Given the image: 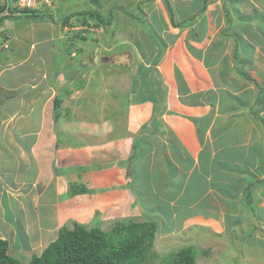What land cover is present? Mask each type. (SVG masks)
Wrapping results in <instances>:
<instances>
[{
	"label": "crops",
	"instance_id": "obj_1",
	"mask_svg": "<svg viewBox=\"0 0 264 264\" xmlns=\"http://www.w3.org/2000/svg\"><path fill=\"white\" fill-rule=\"evenodd\" d=\"M52 2L49 9L39 14H51L47 21L39 19L26 22L24 20L29 19L22 16V13L5 17L0 21V164H2L0 165V195L4 191L2 178L6 179L4 176L6 174L9 180H13V187H19L24 183L30 186L29 189L34 187L36 191L37 184L39 187L41 184L39 167L43 165L47 167L46 164L50 163L53 170V165L57 162L55 156L59 155V150L56 153V147L61 148L63 141L59 139L58 142L61 144L59 145L53 142V134L39 137V132L41 134H45V131L49 132L47 125L52 132L54 123L57 122L59 125L60 122V118L53 119V114L56 116L57 110L65 109L64 106L68 103L67 98L75 96L74 91H78L77 95L83 91L82 88L76 89L77 86L80 87V79L70 80L66 72L70 64L75 65L83 61L82 65H84L88 62L91 53V61L94 64L97 61L96 68L102 64L108 69L125 68L130 72L137 65L146 69L153 68L147 71L144 81L132 76L128 79L130 81L123 78L124 89L127 88L124 92L120 91L126 99L124 113L126 114L127 110L129 120L135 116L137 119L139 116V122H148L150 116H154L151 123H155V127L159 126L155 130L163 133L164 130L172 129L174 139L184 141L181 145L184 149L192 146L193 153H200L199 157L204 158L205 162L207 159L206 170L209 174L224 178L230 171L233 173V170H238L239 175L243 176V173L253 170L255 166L262 165L264 162V157L261 155L264 145L263 126L252 119L249 111V118L245 121L235 118L234 120H237L235 125L234 120L225 122V118L230 113L226 110L232 109V101L227 102L228 99L234 98V103L237 96L248 99L246 93L249 91L245 92V87L241 85L242 81L248 82L241 80L237 76L238 72L234 70L237 63L234 60L235 56L244 66V70L246 67L248 72L259 79V83L264 82V0H208L203 13L200 14L203 0H52ZM223 3L228 15L223 9ZM91 11L99 13L100 17L103 13L104 15L109 13L105 19L107 20L105 30L108 29L109 34L97 37L93 27L83 26L82 23L90 21H87L90 16H83L82 13L87 14ZM68 16H71L67 21L70 25L69 31L79 30L75 36L73 48L69 46V38L64 39L62 36L63 31L59 37L56 36L59 32L56 29L59 27L62 29L66 25L62 23V20ZM59 19L61 21L57 22ZM185 19L193 20L186 23ZM15 20H19V23L11 26L10 24ZM92 22H94L93 19ZM82 29L86 30H84L85 33H90L85 42L78 37ZM69 31L67 35L72 36L74 33ZM56 41L59 42L58 45L54 43ZM69 47L75 51H70L71 54L67 57L66 51L70 50ZM121 54L129 56L130 66L124 67L110 62L115 56ZM94 56L97 57L95 61ZM65 62L69 64L65 65ZM208 69L210 71L215 69L213 71L219 81L215 84L216 86L214 85L215 87L213 86L214 78L209 76ZM237 69L240 71L238 67ZM149 72H155L154 79H149ZM67 79L71 82L64 87ZM109 80H115V78L109 77ZM133 83L141 84V89H139L140 86H133ZM99 84L96 83V85ZM142 86L145 89H142ZM257 86H255L256 89H258ZM258 90L261 88L259 87ZM46 92L52 93L54 98L49 105L45 103L46 97H42ZM67 93L73 94L68 96ZM256 97L257 104L252 110L264 119V97L260 95V92ZM102 102L104 104V101ZM101 103L97 104L102 106ZM116 105L117 103H114L112 107ZM243 107H241L242 115ZM103 109L107 112L109 110L106 107ZM67 112L68 110H65L60 115L62 119ZM75 112L79 113L77 109ZM232 113L236 115L237 111L234 110ZM122 114L123 109H113L115 118L122 117ZM28 127L30 128L28 131L34 133L36 139L40 138L41 141L45 137L42 141L44 148L47 149L46 152L50 151L47 147L48 145L51 147L52 144L53 150L44 159V164L40 162L42 159L39 161L35 159V154L31 153V150L30 154H34L33 160L31 155V158L26 156L28 161H25L22 159L23 155L14 150H9L8 159H1L4 149L6 151L7 148L33 147L31 143L17 145L14 139L9 138V136L17 137ZM195 132L201 133L199 138L196 141L193 139L187 141V138H191L190 136H195ZM38 141L39 139L35 140V142ZM190 141L194 144L189 145ZM214 147H219V152L216 153L218 155L215 154L217 151L213 149ZM143 148L145 146L141 143V150L144 151ZM145 155H148V152ZM23 165L26 170L23 169ZM81 173V175L84 174V172ZM253 174L252 176L257 178L258 174L255 172ZM52 179L53 175L49 180ZM49 185L51 187L47 185L43 189L45 193L51 195V198L42 199L40 210H38L40 217L44 219L37 218L42 222L49 216L50 223L47 225L49 229L44 234L37 232L41 235L37 240L42 242L47 240L45 242L47 246L54 241L57 232L50 237L47 235L48 231L52 234L51 229L56 226V223L53 224L56 218L53 214L55 199L52 198L53 193L55 192L57 197L61 194L58 186L53 185V182ZM108 186L111 185L107 184L104 188ZM239 186L243 188L244 183L241 182ZM108 189H104L101 193L108 192L110 190ZM219 192L218 196L222 195L221 199H223L224 187ZM226 205L230 208L229 204ZM204 207L210 206L207 204ZM228 215L224 214L226 228L230 227ZM208 218L215 217L209 214ZM8 222L11 223V220ZM9 223L1 220L0 227L2 225L11 227ZM222 224L224 225L223 222ZM39 228L42 227L39 226ZM0 239L7 241L2 236L1 230ZM26 243L28 248L29 244ZM20 246L24 248L22 243Z\"/></svg>",
	"mask_w": 264,
	"mask_h": 264
},
{
	"label": "rangeland",
	"instance_id": "obj_2",
	"mask_svg": "<svg viewBox=\"0 0 264 264\" xmlns=\"http://www.w3.org/2000/svg\"><path fill=\"white\" fill-rule=\"evenodd\" d=\"M42 13L28 11L25 14L30 16L27 18L29 20L24 21L39 20V18H33L32 16H38L37 14ZM108 14V12L105 15L103 13L104 16L101 14L102 25H99L96 19H93L95 24L91 21V17L87 18V21H90L86 24L94 28L97 37L109 34V30H105L107 22L105 19H107ZM44 19L47 21V18ZM15 21L10 25L19 23V20ZM60 21V19L57 20V22ZM86 24H83V26H87ZM69 28L70 25L68 24L64 25L62 29L60 27L58 29L55 28L60 32V34L57 32L56 36L58 35L59 37L61 31H63L62 36L64 39L77 36L79 30L72 31L74 34L68 36L67 31H69ZM84 30L82 29L80 34L88 38L90 33L86 32L84 34ZM72 32L69 31V33ZM54 43L59 44L57 41ZM60 47L63 50L61 45ZM54 54L57 55L56 53ZM91 57L84 65H82L83 61L75 65L70 64L66 72L70 80L74 78L80 79V87L77 86L76 89L82 88L83 91L78 95V91H74V94L67 93L68 96L70 94L75 96L67 98L68 103L64 106V110H57L56 116L53 114V119L58 116L60 122L63 123L59 122V125H57V122L54 123L52 132L49 125H47L49 132L45 131V134L39 132V137L53 134V142L59 145H61L58 142L60 141L59 139L63 141L61 142L63 143L61 148L56 147V153L59 150V155L58 157L55 156V161L57 162L53 165V170L50 167V163L46 164L47 167L43 165L44 159L53 150L52 144L50 145L51 147L48 145L47 148H50V151L46 152L47 149L44 148V142L42 141L45 137L41 141L38 138L39 141L35 142L38 139H36L37 137L34 136V133L28 131L30 130L29 127L17 137L9 136V138L11 140L14 139L17 145L31 143L33 145L32 148H7L6 151L5 149L2 150L1 159H8L9 150H14V152L23 155L22 159H25V161L27 158H31V155L33 160L35 154V159H38V161L42 159L40 162L43 165L39 167L41 183L39 185L42 189L37 184L35 187L37 192L34 191L33 186L32 189H29L30 186H26L27 184H24V181L21 182L23 186L13 187V180H9L7 174L4 175L6 179L2 178L4 191L0 195V223L1 220L7 223H9L8 220H11V223H9L11 227L7 228L2 225L0 230L2 236L7 239L8 257L21 263H27L32 255L39 257L45 250V246H47L45 242L47 240L43 242L37 240L41 236L37 232L44 234L49 229L47 225L50 220L48 219L49 216L42 222L40 219L37 220V218L44 219V217H40V211H38L40 210V201L45 198H51V195L44 192L43 187L47 185L51 187L49 184L53 182V185L58 186L59 193H61L57 197L54 192L52 197L53 199L55 198L53 214L56 218L53 224L56 223V226L51 229L52 234L48 231L47 235L49 237L53 236L57 231L54 241L57 239L59 231L67 225L70 230L74 228L76 223L86 229L97 228L98 230L109 231L117 227L118 223L122 222L126 225L129 221H133L140 224V226L142 225V230L146 232L145 234L151 233L150 229L152 230V226L154 227L153 252L151 251L152 257H155L153 264H162L163 262L160 260L163 257H167L170 253V255H173L179 249L186 247H191L195 250V264H264V185H256L254 187L255 215L259 220H255L254 216L244 209L238 201L242 192V186H239L241 182L245 185L248 178H255L252 176L254 172L258 174L256 179H262V175L259 174L260 165L255 166L253 170L250 169V172L243 173V176L239 175L238 170H233V173L230 171L228 175H225L227 173L223 174L225 175L224 178L220 177V175L209 174L206 170L208 166L207 159L205 162L204 158L199 157L200 153H193L191 151L193 150L192 146H188L187 150L184 149L181 146L184 141L175 140L172 129L164 130L163 133L155 130L159 126L155 127V123H151L154 116L151 115L148 122H139V116L137 119L135 116L129 120L127 110L126 114L124 113L126 99H124V94L120 91L124 92L127 88L124 89L123 78L128 80L132 76V78L135 77V79L138 78L140 81H144L147 71L153 70V68L146 69L145 67L142 68V66L137 67V65L130 72L129 69L125 68H118V70L115 68L108 69L102 64L100 67L98 66V69V67H95L97 61L94 64L91 61ZM54 58L58 57L54 56ZM64 64L68 65L69 62ZM237 67L240 71L236 70ZM243 67L238 62L234 70L238 72L237 76L241 80L248 82L242 81L243 83L241 84L245 87V92L249 91L246 93L248 99L237 96L235 103L233 101L234 98L228 99L227 102L232 101V109L226 110V112L230 111V113L225 118V122L235 118L245 121L249 118L248 111L250 113V109H253L255 104H257V93L259 94L260 92V95L264 97V82L259 83V79L251 72H248L246 67L245 70ZM209 69V76L214 78V86L219 81L213 71L215 69L211 71ZM244 73L251 74L252 76H250L256 83L251 82L243 75ZM179 74H181L180 71ZM155 75V72H149L148 77L149 79H154ZM109 77H113L115 80H109ZM67 80H65L66 84L64 87L71 82ZM96 83L100 84L96 85ZM140 85L133 83L135 87ZM150 86L153 89L151 83ZM255 86L258 89L260 87L261 91L256 89ZM248 88L251 89L248 90ZM139 89H141V86ZM142 89H145V87L142 86ZM42 97H46L45 103L47 102L48 105L49 102L54 101L52 93L46 92ZM102 101H104V104ZM99 102H102L101 104L103 105L97 104ZM114 103H117V105L112 107ZM236 103L240 106L238 107ZM104 107L107 110L112 109V111L108 110L107 112L103 109ZM241 107L244 108L243 115ZM117 108L123 109L122 117L115 118L113 116V109ZM76 109L79 113L75 112ZM65 110H68V112L63 115L62 119L60 115ZM234 110L237 111L236 115L232 113ZM259 118L263 119L260 116H257V118L252 116L255 122L263 126L264 122L259 121ZM236 122L237 120H234V125ZM126 130L137 135H133ZM11 135L16 134L11 133ZM200 135V132H195V136H190L191 138H187V141L190 139L196 141ZM134 136H137L140 144L142 143L146 148H143V151L140 147L136 161L134 160L135 158L133 160L128 159L129 156L134 154V150L130 149V145L134 143ZM141 138H143L142 141ZM193 144V141L189 142V145ZM213 149L217 151L215 154L219 152V147H214ZM30 150L34 154H30ZM146 152H148V155H145ZM26 156L27 158H25ZM129 164H131L130 168L134 182L132 187L133 194L130 192L131 190L124 177V171ZM236 166L238 165L236 164ZM23 167L25 169L24 165ZM81 172H84V174L81 175ZM52 175L53 179L49 180ZM72 183L81 184L85 189L80 190L81 193L71 196L69 186ZM107 184L111 186L104 188ZM222 187H224L223 199H221L222 195L218 196L217 194L222 190ZM103 188H109L110 190L108 189V192L101 193L104 190ZM133 200L136 201L137 206L131 209L130 204ZM207 204L210 207H204ZM226 204H229L230 208ZM209 214H213L215 218L209 219ZM224 214L225 216L229 214V228L225 227ZM36 225L42 228L40 229ZM250 232L253 233L251 237H249ZM141 235H143V232ZM44 238L46 239L45 235ZM26 242L29 244L28 248ZM21 243L24 248L20 246Z\"/></svg>",
	"mask_w": 264,
	"mask_h": 264
},
{
	"label": "trees",
	"instance_id": "obj_3",
	"mask_svg": "<svg viewBox=\"0 0 264 264\" xmlns=\"http://www.w3.org/2000/svg\"><path fill=\"white\" fill-rule=\"evenodd\" d=\"M208 0H203V8L200 10V13H203V9ZM223 9L225 12V4L223 3ZM228 12V11H227ZM226 12V15L228 13ZM24 17H30L25 14L27 12H21ZM32 16L33 18L39 19H50L51 14ZM82 15H89L92 19H96L99 25H102V20L99 13L89 12L82 13ZM46 16V17H45ZM44 17V18H43ZM7 18V17H6ZM70 16L65 17L62 20L63 24H67ZM5 19V17H0V21ZM191 20L185 21L190 22ZM227 19V23H228ZM84 22L82 24H86ZM95 23V22H93ZM96 24V23H95ZM184 24V23H183ZM87 25V24H86ZM89 26V25H87ZM104 27V26H103ZM85 34V31H83ZM79 39L83 42L87 40L86 37L80 34ZM76 37H70L68 39L69 46H75ZM69 47V48H70ZM66 51V50H65ZM75 51L70 48L66 51L67 57L70 56L71 52ZM77 51V50H76ZM81 52V51H80ZM69 59V58H68ZM234 60L238 63V57L235 56ZM251 82L256 83L249 75H245ZM261 91V90H259ZM58 105V102H57ZM56 108V105H55ZM254 118H257L258 114L255 113L252 109L250 111ZM257 114V115H256ZM58 116L55 117L57 120ZM259 121L264 122L263 119L259 118ZM264 126V123H263ZM134 143L132 144L131 150H134V154L129 156L128 159L136 160L139 156V149L141 147L138 137H134ZM264 157V145L262 149V154ZM130 165L125 169V179L127 180V185L130 188V192L133 194V177ZM259 173L262 175V179H256L253 177L248 178L244 187L242 188L241 196L239 198V203L246 209L251 215L254 216L255 220L259 218L255 215V201L253 199L254 187L256 185H264V162L260 166ZM70 194L75 196L76 194L81 193L80 190H84L85 187L81 184L72 183L70 184ZM86 193V191H84ZM137 206L135 200L130 204L131 209ZM240 222V220H239ZM68 225L63 227L58 234L57 239L50 243L42 254L38 257L32 255L31 259L27 263H21L17 260H14L7 255V241L0 239V264H153L154 256L152 257V247L154 242V227L152 226L151 233L144 232L142 230V225L129 221L128 223H118L117 227L110 229L109 231L98 230L97 228H89L78 226L74 224L72 230L69 229ZM141 230L143 235H141ZM253 236V233H249V237ZM152 251V252H151ZM171 254V253H170ZM167 255L163 257L160 261L162 264H195V250L191 247H186L179 249L173 255ZM167 258V259H166Z\"/></svg>",
	"mask_w": 264,
	"mask_h": 264
},
{
	"label": "built area",
	"instance_id": "obj_4",
	"mask_svg": "<svg viewBox=\"0 0 264 264\" xmlns=\"http://www.w3.org/2000/svg\"><path fill=\"white\" fill-rule=\"evenodd\" d=\"M52 4V0H0V17L17 16L28 11L40 13Z\"/></svg>",
	"mask_w": 264,
	"mask_h": 264
},
{
	"label": "water",
	"instance_id": "obj_5",
	"mask_svg": "<svg viewBox=\"0 0 264 264\" xmlns=\"http://www.w3.org/2000/svg\"><path fill=\"white\" fill-rule=\"evenodd\" d=\"M97 57L94 56V61ZM112 64L120 65V66H130L129 56L127 54H121L119 56H115L114 60L110 61Z\"/></svg>",
	"mask_w": 264,
	"mask_h": 264
},
{
	"label": "clouds",
	"instance_id": "obj_6",
	"mask_svg": "<svg viewBox=\"0 0 264 264\" xmlns=\"http://www.w3.org/2000/svg\"><path fill=\"white\" fill-rule=\"evenodd\" d=\"M120 66V65H119ZM125 67V66H124Z\"/></svg>",
	"mask_w": 264,
	"mask_h": 264
}]
</instances>
